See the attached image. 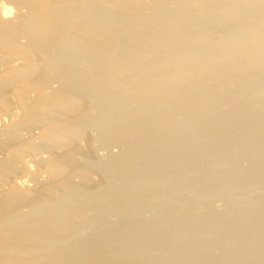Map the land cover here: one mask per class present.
<instances>
[{"label":"bare ground","instance_id":"bare-ground-1","mask_svg":"<svg viewBox=\"0 0 264 264\" xmlns=\"http://www.w3.org/2000/svg\"><path fill=\"white\" fill-rule=\"evenodd\" d=\"M0 264H264V0H0Z\"/></svg>","mask_w":264,"mask_h":264}]
</instances>
